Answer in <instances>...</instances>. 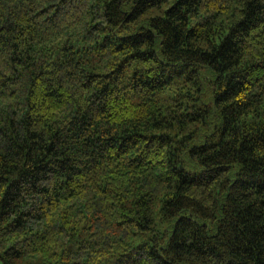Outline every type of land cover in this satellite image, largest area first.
I'll list each match as a JSON object with an SVG mask.
<instances>
[{
	"label": "clouds",
	"instance_id": "clouds-1",
	"mask_svg": "<svg viewBox=\"0 0 264 264\" xmlns=\"http://www.w3.org/2000/svg\"><path fill=\"white\" fill-rule=\"evenodd\" d=\"M0 264H264V0H0Z\"/></svg>",
	"mask_w": 264,
	"mask_h": 264
}]
</instances>
